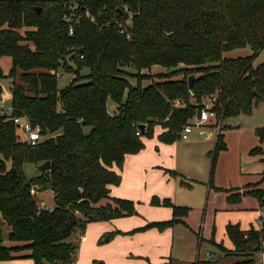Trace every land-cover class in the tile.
<instances>
[{
    "label": "trees",
    "instance_id": "obj_1",
    "mask_svg": "<svg viewBox=\"0 0 264 264\" xmlns=\"http://www.w3.org/2000/svg\"><path fill=\"white\" fill-rule=\"evenodd\" d=\"M263 46L264 0H0V56L9 58L0 80H10L9 111L0 113V217L8 240L17 242L5 246L0 238V260L70 264L86 222L134 213L131 200L108 195V185L119 181L112 165L119 168L124 154L138 151L154 125L161 128L158 141L178 139L211 97L221 119L249 114L264 97V59L253 64ZM241 47L250 53L224 56ZM153 65L164 71H148ZM61 70L72 75L57 87ZM144 76L150 80L140 85ZM14 115L37 125L35 143L20 138ZM218 130L212 165L225 147ZM254 132L264 140V126ZM44 160L42 172L23 171V163ZM31 184L50 190L48 208L36 205ZM247 192L264 201V188ZM161 202L171 209L169 219L132 230L161 229L186 212L167 198ZM225 233L229 252L242 257L229 264H254L253 255L264 251V223L244 230L228 222Z\"/></svg>",
    "mask_w": 264,
    "mask_h": 264
},
{
    "label": "rangeland",
    "instance_id": "obj_2",
    "mask_svg": "<svg viewBox=\"0 0 264 264\" xmlns=\"http://www.w3.org/2000/svg\"><path fill=\"white\" fill-rule=\"evenodd\" d=\"M240 49L243 48H234L232 50L225 51L224 56L232 57L244 55L243 53H240ZM247 49L249 50V48ZM263 59L264 46L255 55L253 64L255 65ZM8 67L9 58L7 56H0V68L2 72L6 73ZM162 70L163 68H160L159 66H152L148 71L153 73ZM58 73L57 87H61L68 81L72 74L70 71L63 70L59 71ZM177 76L178 74H171L169 77L174 78ZM151 77L157 78V76L154 74H152ZM149 80L150 77L144 76L139 80V83L140 85H142ZM128 81L131 84H135V80L133 78H128ZM9 83L10 80L6 76L1 78L0 80V100L1 105L5 108H8L9 106ZM113 106L114 103L107 99V110H111ZM205 122H202L201 124H204ZM220 124L222 125V127L224 125H226L227 127L225 130L227 131L225 139L226 148L219 149L216 154V161H214L213 167L211 161V153L214 146L215 133H217L214 123L213 125L215 127L212 126L207 128V130L209 131L207 136H202L199 134V127H192L190 132L187 133V139H181L179 137L178 139L171 142L173 151H171L170 145V148H168V153L166 154L161 153V147H158V143H156L158 141L156 140L155 131H152L150 136H144V139L146 141H149L146 144L145 148L142 147L145 155L148 156V158L145 160L150 161L158 159L159 165L153 164L147 167H140L139 171L136 174L126 177L129 182L132 181L133 199L131 200L134 205V213L117 217L118 220L122 221L123 223L124 228L122 230H119L114 222L108 220H95L86 222V224L89 226H86L88 228H86L87 230L83 227L85 230V239L79 243V241H76V239L74 238L76 246L71 264H76V259L81 257L83 260L79 264H94L96 262H101V264H120L125 261L133 263L138 259L145 260L146 257L144 255L140 256L139 253H133L132 255H129V252L124 248L122 249L121 245H123V243H129L134 249H137L140 245V238L138 236L141 235V229L132 230V228L130 230V228L133 227V225L144 224L145 221V223H147L149 220L158 221L156 219L150 218L159 216L161 213L163 214L164 209H167L168 212L166 217L169 216V206L163 204L161 202L162 197H159L156 193H154V190H159L161 188L159 179H157L156 177L157 170L160 171L161 169L166 173L172 172L173 175L170 177L172 183H174L175 185L179 184L183 186L180 192L173 193V196L177 200L191 203V201L200 199L202 188L206 187L207 180L210 179V177L212 182L215 179L222 178L224 173L226 174L229 170L234 172L233 166L234 164L238 163L239 153L249 142V139L247 138V135H249V131L251 129H253L254 131L255 127L264 125V97L260 101L253 104L250 114L245 115L240 113L236 116L225 117L221 119ZM237 126L243 127V132L241 135H239L240 132L236 133L235 131H230L231 128ZM20 138H22L21 133ZM240 156L241 164L245 165L246 152L244 153L241 151ZM162 162L169 163L170 165L168 164V166H164ZM6 164H8L7 161ZM22 167L27 176H30L35 172V166L31 162L23 163ZM235 168L238 169L237 166H235ZM189 177L190 179H193V181H189L190 184L188 182L180 183L181 179L186 181V178L189 179ZM43 196L44 200L48 199V202H50L48 192H45ZM39 198V195L34 196V199L37 201L39 200ZM167 199L171 202V199H169V197H167ZM40 201L41 200H39V202ZM202 210L203 205H200L199 209L193 208L192 214L194 220L199 221V217H202V215H204ZM148 227L150 229H153V227L155 226L151 225ZM155 229L157 228L155 227ZM157 230L160 231L162 230V228ZM121 231H123V233ZM107 234L108 239L105 241H101V238ZM168 235H170V237L169 246H167V249H169L171 253H169V258H176L177 256L182 258H190L189 260H191L193 259L192 257H194L193 255H197V257L202 259L207 256L208 252L205 253L206 247L204 246V244L197 246L199 247L197 248L195 235L191 234L183 226L174 223L169 225ZM118 246H120V252L124 253L123 255L121 253L116 257L114 254L118 252ZM219 246H221L226 253H228L230 250L226 249L222 245ZM208 248L211 249L212 247L208 246ZM261 254L264 255V251H261ZM220 261L221 259L214 258L210 259L208 261V264Z\"/></svg>",
    "mask_w": 264,
    "mask_h": 264
},
{
    "label": "crops",
    "instance_id": "obj_3",
    "mask_svg": "<svg viewBox=\"0 0 264 264\" xmlns=\"http://www.w3.org/2000/svg\"><path fill=\"white\" fill-rule=\"evenodd\" d=\"M239 51L240 53H243L244 55L250 53V49L248 50L247 47H243V49H240ZM232 57H235V56H232ZM0 103H1V100H0ZM213 123H214L213 120L210 119L209 121H206L204 124L197 126L200 128L199 134L202 136H207L209 133L207 128L212 127V126L215 127ZM191 128L189 129L187 133L190 132ZM226 128H227L226 125H224L223 127L221 125L218 130L219 133L222 134V140L225 144V147L222 149L226 148V141H225L226 132H227L225 131ZM242 128L243 127L241 126H237V127L231 128L230 131H235L236 133L240 132L239 135H241L243 132ZM160 129L161 128L159 125H154L152 127V131H155V135L160 131ZM187 133L185 137L182 139L186 138ZM215 136H216V133H215ZM247 138L249 139V142L241 150L244 153L246 152L245 165L241 164V156H240L241 151H240L238 163L234 164L233 166L234 172L229 170L227 171L226 174L224 173L222 178L215 179L212 182H211V177L210 179H208L207 177L208 179L207 185L206 187L202 188L200 199L191 201L192 204L189 202L177 200L173 196V193L180 192L183 186L179 184L175 185L174 183H172V180H170V177L173 175L172 172L166 173L162 171L161 169L160 171L157 170L156 177L157 179H159L161 188L159 190H154V193H156L157 196L162 197V198L169 197V199H171V203L176 206L186 207L185 214L179 215L177 217L179 220L173 223L183 226L191 234H194L196 238V247L200 246L201 244H204V246L206 247L205 253L207 252L210 253L211 254L210 257L205 256V258L202 259V258L197 257V255H193L194 257H192L193 259L191 260H189L190 258H182V257H177V256L176 258L179 260L173 257L169 258V255L171 254L169 249H167V246H169V237H170V235H168L169 226L167 227L165 226L164 229L162 228V230L160 231L155 229V227H153V229H150L149 227L147 229L146 227V228H143L146 230L141 229L140 231L141 235L138 236L140 238V245L137 249H134L132 245L129 243H123V245H121L122 249L124 248L126 249V251L129 252V255H132L133 253H139L140 256L144 255L146 257L145 260L138 259L133 263H129L128 261H125L120 264H155V263L164 261L167 258H169V260L171 261V264H208V261L214 258L221 259V261L212 263V264H229L233 261L241 259L242 257H238L234 255L233 253L224 252V249L220 248L219 245L224 246L226 249H230V250L232 249L231 242L225 233V225L228 222L238 223L239 227L244 230L249 229L251 227L260 228V225L258 224V221H257L258 208L260 206V202L256 196L248 193L247 191L251 189L254 190V189L264 188V177H263L264 140H259L258 136L255 134L253 129L249 131V135H247ZM141 140L143 143L142 147L145 148L146 144L149 141H146L144 139V136L141 137ZM214 142H215V138H214ZM156 143H158V147H161V153L163 154L168 153V148H170L169 147L170 145H171V151H173L171 142H170L171 144L169 143L165 144L164 142H160V141ZM159 143H162V144H159ZM255 146H258L260 150L256 152H250L249 150ZM142 147L134 153L124 154L123 160L119 168L112 165V169L119 174V181L116 184L108 185V195L109 196L125 198L129 200L133 199L132 181L129 182V180H127L126 177L133 176L134 174H136L139 171L140 167H147L153 164L159 165L158 159L150 160V161L145 160L148 158V156L145 155ZM214 161H216V159ZM162 164L164 166H168L169 163L162 162ZM235 166H237L238 169H236ZM190 180L193 181V179H190V177L189 179L186 178V181L181 179L180 183H186V182L189 183ZM45 192H48V197L50 198V202H48L49 201L48 199L44 200L43 194ZM37 195L40 196L39 200H41V202H39V200L37 201L34 199L36 205H47V206L51 205L52 195L49 190H40L38 191ZM200 205H203L202 211L204 215H202V217H199V221H197V220H194L193 218L192 210L193 208L199 209ZM167 213H168L167 209H164L163 214L161 213L159 216L151 217L150 219H156L158 221L169 219L170 214H171L170 207H169L168 217H166ZM108 221L114 222L116 224V227H118L119 230H122L124 228L122 221H119L117 217L108 219ZM148 222H151V221L149 220ZM144 224L133 225V227H131L130 230L135 227H140ZM86 226L88 227L89 225L85 224L84 226L85 229L87 228ZM84 228H83V231L78 235L77 241H79V243L85 239ZM8 231H9V226L0 217L1 243L5 246H11V245L17 244V242L15 241L8 240L7 238ZM121 232L123 233V231ZM107 239H108V234L104 235L101 238V241H105ZM208 246H211L212 248L210 249L208 248ZM117 250L118 252L114 254L116 257L121 253L123 255L124 252H120V246L117 247ZM24 253H26V250L17 252V254L19 255H23ZM82 260H83L82 257L77 258L75 263L79 264L82 262ZM180 260H183V261H180ZM0 264H32V261L27 256H19V257H12L9 259H1ZM263 264H264V261H263Z\"/></svg>",
    "mask_w": 264,
    "mask_h": 264
},
{
    "label": "built area",
    "instance_id": "obj_4",
    "mask_svg": "<svg viewBox=\"0 0 264 264\" xmlns=\"http://www.w3.org/2000/svg\"><path fill=\"white\" fill-rule=\"evenodd\" d=\"M67 31L70 33L71 31L70 26H68ZM119 31L123 33L124 36H126V33L123 32V29H120ZM79 56H81V54H79ZM213 100H214V97H211L207 101L203 102V104L199 107V109H197L196 113H194V115L192 116V119L189 122L184 123L182 125L179 131V137L181 139L185 137L186 133L189 131V129L192 126H200L202 122L209 121L210 119L213 120L216 126L215 127L216 131L219 129L221 125L220 124L221 118L217 117L216 112L212 110L211 108ZM8 111H9V106L8 108H5L0 103V113H6ZM11 120L14 123L17 130H19L20 133L22 134V139L25 141V143L33 144L39 139L40 134H39V129L37 125H31L29 121L26 119V117L14 115L12 116ZM134 133L138 134V131L135 130ZM28 191L34 197L37 195L39 190L36 184H31L29 186ZM42 206H46V208L49 207L47 205H42ZM257 221L260 226L264 223V201L260 204L258 208ZM210 256L211 254L207 253V257H210ZM253 259H254V264H263L264 257L261 254V251L256 252L253 255Z\"/></svg>",
    "mask_w": 264,
    "mask_h": 264
},
{
    "label": "water",
    "instance_id": "obj_5",
    "mask_svg": "<svg viewBox=\"0 0 264 264\" xmlns=\"http://www.w3.org/2000/svg\"><path fill=\"white\" fill-rule=\"evenodd\" d=\"M192 75L189 74L186 76V84H187V87L190 86V82L192 80ZM137 127L139 129H142L143 125L142 124H138ZM48 166V163L46 160L44 161H41L40 163H38L36 166H35V170L39 171V172H42L46 167Z\"/></svg>",
    "mask_w": 264,
    "mask_h": 264
}]
</instances>
